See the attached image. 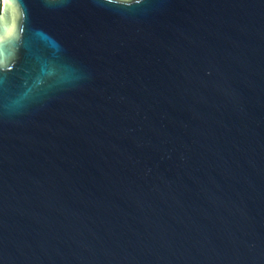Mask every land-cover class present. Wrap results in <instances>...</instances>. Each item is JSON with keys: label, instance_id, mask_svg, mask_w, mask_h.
<instances>
[{"label": "water", "instance_id": "1", "mask_svg": "<svg viewBox=\"0 0 264 264\" xmlns=\"http://www.w3.org/2000/svg\"><path fill=\"white\" fill-rule=\"evenodd\" d=\"M0 264H264V0H1Z\"/></svg>", "mask_w": 264, "mask_h": 264}, {"label": "trees", "instance_id": "2", "mask_svg": "<svg viewBox=\"0 0 264 264\" xmlns=\"http://www.w3.org/2000/svg\"><path fill=\"white\" fill-rule=\"evenodd\" d=\"M0 11H1V0H0Z\"/></svg>", "mask_w": 264, "mask_h": 264}]
</instances>
